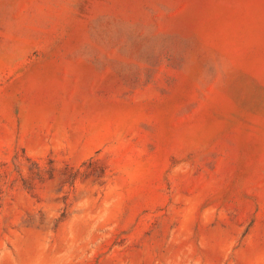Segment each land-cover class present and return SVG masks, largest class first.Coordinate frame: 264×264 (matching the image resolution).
Here are the masks:
<instances>
[{
  "label": "rangeland",
  "instance_id": "1",
  "mask_svg": "<svg viewBox=\"0 0 264 264\" xmlns=\"http://www.w3.org/2000/svg\"><path fill=\"white\" fill-rule=\"evenodd\" d=\"M0 264H264V0H0Z\"/></svg>",
  "mask_w": 264,
  "mask_h": 264
}]
</instances>
